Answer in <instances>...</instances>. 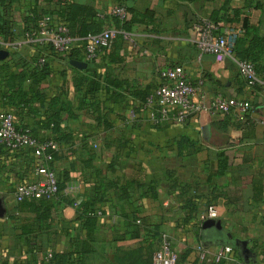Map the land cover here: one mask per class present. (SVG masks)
<instances>
[{
  "label": "crops",
  "instance_id": "0c3cea01",
  "mask_svg": "<svg viewBox=\"0 0 264 264\" xmlns=\"http://www.w3.org/2000/svg\"><path fill=\"white\" fill-rule=\"evenodd\" d=\"M67 1L93 10L100 28L115 29L108 15L115 0ZM34 5L58 21L55 3L16 0L9 8L13 40L6 43L0 38V50L8 53L0 60V110L11 112L15 125L29 129L37 139L57 143L51 167L64 196L56 205L59 217L51 214L46 221L49 229L35 228L30 235H20L18 227L32 225L35 215L16 212L12 219L10 213L17 205L15 187L32 178L33 156L29 149L11 152L0 145V197L6 208V217L0 218V264H48L47 254L68 255L75 248L80 264H135L112 260L114 254L122 257L141 246V239L114 240L125 231L131 207L142 224L157 226L168 235L178 256L186 253L177 264H264V58L257 65L256 84L247 86L236 68L239 59L199 57L194 42L198 20L211 16L223 20L233 10H240L239 18H246L264 37V0L194 4L135 0L132 10L149 11L150 18L131 26L129 41L117 36L111 49L93 61L85 59L83 37L76 35L75 28L90 20L78 17L69 23L75 34L69 52L73 59L61 61L49 52V75L40 90L29 80L19 84L14 77L23 71L22 65L37 58L38 48L28 41L23 22ZM70 61L87 66L79 69ZM173 66H181L207 100L216 95L245 100L250 112L243 119L235 112L198 113L185 123L153 125L151 110L141 106L139 99L127 95L118 103H104L102 88L97 102L81 108L83 93L73 85L75 75L94 73L150 95L159 83V72ZM52 113L53 122L46 118ZM127 182L131 187L121 198L117 185ZM82 201L100 202L104 212L96 223L95 241L89 242L93 251L86 254L80 251L86 232L71 205ZM208 206L216 208L221 230L201 229L208 252L201 260L194 246L200 243L199 216ZM239 240L247 242L255 261L239 260ZM223 246L232 253L215 263L212 254ZM49 264H56V259Z\"/></svg>",
  "mask_w": 264,
  "mask_h": 264
},
{
  "label": "built area",
  "instance_id": "2783aa9c",
  "mask_svg": "<svg viewBox=\"0 0 264 264\" xmlns=\"http://www.w3.org/2000/svg\"><path fill=\"white\" fill-rule=\"evenodd\" d=\"M108 15L120 22L128 16L125 8L119 4H115ZM194 30L196 32L194 42L199 57L209 54L234 59L235 42L241 33L239 26L200 19L194 26ZM118 34L123 40H130L129 33L110 28H102L99 33L86 35L83 38L85 59L87 61L97 59L103 50L110 48ZM28 41L38 48L37 64L40 66L46 63L49 52L66 56L74 44V38L70 35L68 28L51 15L40 18L36 30L29 35ZM235 62L239 76L245 84L254 86L257 82L254 65L247 60H235ZM144 107L151 110L150 121L153 125L164 124L166 121L185 123L198 113L226 115L235 112L239 119H243L251 110V105L245 100L221 95L207 100L201 87L188 79L181 66L168 67L159 72V83L147 97ZM261 125L264 127V119ZM0 145L11 152L29 149L34 159L31 180L15 187L14 198L17 203L25 199L50 201L56 197L58 181L50 167L58 149L56 142L37 139L29 129L18 128L15 125L11 112L0 110ZM75 206L77 204H74ZM215 219L216 208L208 206L200 214L198 223L202 226L205 221ZM194 250L201 260L208 254L200 243L194 246ZM231 253L230 247H220L212 254L213 261L218 263L228 259ZM52 256V253L46 255L45 261L48 264L52 262ZM177 262L178 255L170 238L167 234H161L159 247L151 256V264H177Z\"/></svg>",
  "mask_w": 264,
  "mask_h": 264
},
{
  "label": "trees",
  "instance_id": "16d2710c",
  "mask_svg": "<svg viewBox=\"0 0 264 264\" xmlns=\"http://www.w3.org/2000/svg\"><path fill=\"white\" fill-rule=\"evenodd\" d=\"M16 0H0V38H2L3 42L10 43L13 40L12 31H10V23L7 20V13L9 8H11L12 4ZM42 2L47 3H55L58 5V10L55 14L58 17V22L64 24L71 36H75V34L71 31L72 27L69 23L78 21V17L83 16L85 19L90 20L89 24H86L85 21L78 23L75 25L77 29L76 35L80 38L86 37L88 34H96L101 31L99 24L94 21L95 12L88 7L75 5L73 3L68 2L67 0H41ZM117 4L123 6L128 14L127 18L120 22L115 17H110L114 20L115 30H121L123 32L129 33L130 28L134 24H143L145 20L150 18L151 12L147 11L143 14L136 13L130 7V4L135 0H115ZM180 2L187 3H199L203 0H176ZM205 1V0H204ZM35 3L38 0H34ZM34 8L29 12V14L24 18V26L25 32L30 35L33 33L36 28L38 21L44 15H51L48 12L39 11ZM240 10H233L230 15L223 20L219 18H214L211 16L209 20L213 22H222L224 25H233L239 26L241 28V33L236 39L234 46V56L239 60H247L251 62L255 67V72L257 69V65L264 58V37H260L257 34V30L250 26L246 18L240 19ZM120 38L122 36L118 34ZM117 36L115 38H117ZM113 43V42H112ZM112 47V44L109 49H105L102 52H107ZM53 56L58 58L61 61L73 59V53H69L66 56H59L53 53ZM68 57V58H67ZM22 72L14 77L19 81V84L23 80H29L32 82V85L37 89H41L42 81L49 75V65L46 63L42 66L37 64V58L31 59L28 64L22 65ZM257 75V73H256ZM73 85L76 90L81 91L83 93V98L80 102V107L84 108L87 104H94L98 101V94L102 90H105V100L104 103L115 104L123 99L125 96H131L132 99H139L140 105L143 106L146 103V99L149 94H144L142 92H137L133 90H129L125 82H121L118 80L112 79H101L97 74H85V76L75 75L73 77ZM20 92V91H19ZM21 101L24 99H20ZM46 118H48L51 122L54 120V114H49ZM42 141V140H41ZM2 146V145H1ZM3 147V146H2ZM4 148V147H3ZM54 159V158H53ZM53 163V162H52ZM52 163L50 167L52 166ZM33 167H34V159H33ZM52 168V167H51ZM53 170V169H52ZM58 181V180H57ZM131 187L129 182L121 185H117L118 191H120V197L126 198L128 191ZM62 188L58 182V194L53 200H32L25 199L21 202H18L17 205L13 208L10 213V217L17 213H29L35 215L33 224H29L27 226H19L18 231L20 235H30L34 233L35 228L43 231L49 229L50 225L46 223V221L51 219V214L58 218L56 205L59 202L63 201ZM100 202L96 201H82L80 203L71 202V205L77 204L76 208V221L81 223V226L86 232V242L83 243V247L80 249L82 254L92 253L93 250L89 248V242H94L97 235V220L101 217L104 212L101 211L100 206L98 205ZM131 217L127 222L125 227V231L121 235V237L115 238V241H124L127 239H141V246L136 250L129 251L124 253L122 257H117L116 254L113 255V262L116 263H125L132 262L135 264H139L136 261V257H138L139 253L145 251L147 256L153 254V252L158 249L160 244V237L162 232L159 231L157 226H149L144 225L138 218V211L135 208L131 207ZM139 222V223H137ZM201 227V226H199ZM115 229L112 228V234L115 233ZM143 233V236L141 234ZM200 244L203 245L206 242L204 238V231H201L199 228V236H198ZM204 246V245H203ZM236 247H238L236 245ZM239 249V248H238ZM240 250V249H239ZM240 254V253H239ZM151 256L150 263L151 264ZM186 253L183 254L182 261L185 259ZM239 256L240 261H244L241 255ZM77 257V258H75ZM56 259V264H80L81 260L78 258V251L75 248L72 253L68 255H53L52 261ZM251 262V261H249ZM248 262V263H249ZM244 263H246L244 261Z\"/></svg>",
  "mask_w": 264,
  "mask_h": 264
},
{
  "label": "water",
  "instance_id": "95a60500",
  "mask_svg": "<svg viewBox=\"0 0 264 264\" xmlns=\"http://www.w3.org/2000/svg\"><path fill=\"white\" fill-rule=\"evenodd\" d=\"M7 56L8 53L6 51L0 50V60H4ZM69 63L71 66L79 69H85L87 66L86 63H81L77 61H70ZM5 217H6V208L4 205L3 198L0 197V218L4 219ZM211 228L221 230L220 222L217 220H207L201 226L202 230H207ZM236 245L240 249V255L246 263H248L249 261H255V254L251 252L250 249L247 247L246 241L239 240L236 242Z\"/></svg>",
  "mask_w": 264,
  "mask_h": 264
},
{
  "label": "rangeland",
  "instance_id": "374dc122",
  "mask_svg": "<svg viewBox=\"0 0 264 264\" xmlns=\"http://www.w3.org/2000/svg\"><path fill=\"white\" fill-rule=\"evenodd\" d=\"M150 256H151V254L149 256H147L146 252L142 251L139 253L138 257H136V261L139 264H144V263H148V262L150 263ZM182 257H183V255H179L178 261L179 260L182 261Z\"/></svg>",
  "mask_w": 264,
  "mask_h": 264
}]
</instances>
